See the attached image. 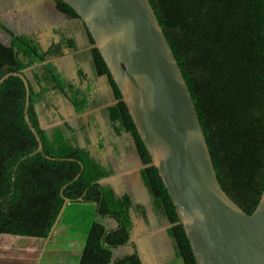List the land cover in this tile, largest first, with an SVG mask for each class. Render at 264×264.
Returning <instances> with one entry per match:
<instances>
[{"label": "trees", "instance_id": "1", "mask_svg": "<svg viewBox=\"0 0 264 264\" xmlns=\"http://www.w3.org/2000/svg\"><path fill=\"white\" fill-rule=\"evenodd\" d=\"M56 1L60 11L82 21L71 6ZM150 2L190 88L217 177L227 194L252 213L264 190V0ZM0 27L10 35L9 43L0 39V78L9 72L27 76L28 115L43 143L42 151L31 154L38 141L25 119L26 86L20 76L12 75L0 85V230L48 236L69 198L59 226L68 224V230L77 233L82 222L91 218L83 230L79 264H142L137 250L118 257L114 250L131 240L133 211L147 216V208L130 194L118 196L100 182L113 174V168L77 145L68 136L67 123L42 125V115L52 105L45 99L49 91L70 95L78 112L89 106L88 92L64 78L48 60L49 55H62L65 46L74 49V38L59 32L60 41L44 50L31 34H17L1 21ZM93 54L94 74H108L120 99L109 108L113 127L136 137L153 210L170 221L168 232L175 240L177 257L184 264H197L175 206L107 64L97 47ZM84 203L92 204L94 211L83 207ZM70 209L74 225L65 222ZM110 218L117 220V227H108Z\"/></svg>", "mask_w": 264, "mask_h": 264}, {"label": "water", "instance_id": "2", "mask_svg": "<svg viewBox=\"0 0 264 264\" xmlns=\"http://www.w3.org/2000/svg\"><path fill=\"white\" fill-rule=\"evenodd\" d=\"M62 1L85 23L106 62L196 263L264 264V190L248 213L223 189L190 88L150 0ZM12 75L26 86L25 119L38 141L33 154L43 143L28 115L29 80L9 72L0 85Z\"/></svg>", "mask_w": 264, "mask_h": 264}, {"label": "crops", "instance_id": "3", "mask_svg": "<svg viewBox=\"0 0 264 264\" xmlns=\"http://www.w3.org/2000/svg\"><path fill=\"white\" fill-rule=\"evenodd\" d=\"M0 15L5 21L11 20L20 32L35 31L44 50L60 41L59 30H66L70 36L78 39L79 49L71 51L65 48L62 56H49L48 60L70 82L83 86L90 84L89 108L85 112H78L63 94L56 90L49 91L45 99L52 101L53 106L45 109L42 125L49 128L67 123L70 128L68 136L77 145L89 149L103 164L113 168V174L100 182L112 187L118 196L130 194L136 203L147 208V216H139L133 211L132 240L115 249V257L131 253L136 248L142 264H184L177 257L175 240L168 232L170 221L162 219L152 208V196L145 187L141 173L145 164L134 148L132 135L126 131L118 133L109 120L108 108L114 105L115 99L108 75L102 74L87 82L80 73L81 70L83 73L92 70V45L86 40L81 22L60 11L55 0H4ZM69 25L78 28V33L71 27L67 28ZM82 206L88 207L87 203ZM92 209L94 211V207ZM58 223L59 220L48 236L26 235L24 242H19L18 238L24 235L0 232V264H68L57 258L54 263L49 261L50 256H55V251L65 246L61 238L64 235L63 225L61 227ZM107 224L109 228H115L118 222L110 218ZM80 227L84 228L85 224ZM79 234L73 233L70 239L73 245L77 241L83 250L84 243L76 239Z\"/></svg>", "mask_w": 264, "mask_h": 264}, {"label": "rangeland", "instance_id": "4", "mask_svg": "<svg viewBox=\"0 0 264 264\" xmlns=\"http://www.w3.org/2000/svg\"><path fill=\"white\" fill-rule=\"evenodd\" d=\"M8 1V0H6ZM4 4V0H0V6H2ZM3 20L4 22H7V25L13 29L14 31H16L15 29L17 28L16 25L13 24V22L11 20L9 21H5L4 19H1ZM9 34L6 32V30H3L1 27H0V39L4 42H8L9 40ZM150 201V200H149ZM149 201L147 203H149ZM89 209L92 210L93 208V205L92 204H87ZM75 206H71V208H74ZM70 210H73V209H70ZM73 211L70 212V215H69V220H66L65 222H71L72 225L76 224L73 220V214H72ZM91 220V218H87L85 219L82 224H86V223H89ZM159 220V219H158ZM160 221V220H159ZM68 224L67 225H64L63 226V229H62V232L64 235H62L63 237H61L64 241L62 242L63 244H65L64 247L60 248L59 250L55 251V256L52 255L49 257V261L54 263V261L57 259H60V260H63V262H68V264H77L78 261H79V255H80V251L82 250V246L76 241L75 244L73 245L70 238V237L73 233V231L71 230H68ZM87 226V225H86ZM82 230H80V232H77V233H80L76 239L82 243H84L85 239V235L83 234V230L85 228H80ZM0 232H2L0 230ZM9 236V235H8ZM19 242H24L25 240H27V236L24 235V236H19Z\"/></svg>", "mask_w": 264, "mask_h": 264}, {"label": "flooded vegetation", "instance_id": "5", "mask_svg": "<svg viewBox=\"0 0 264 264\" xmlns=\"http://www.w3.org/2000/svg\"><path fill=\"white\" fill-rule=\"evenodd\" d=\"M66 14V13H65ZM67 15V14H66ZM68 16V15H67ZM70 17V16H69ZM70 18H75V19H78L80 22H81V25H82V27H83V30H84V34H85V36H86V40L89 42V44L90 45H92V49H91V55H92V70H91V72H87V73H83V71L81 70V74H83V79H84V81H87V82H90L93 78H95V77H98V76H100V75H102V74H100V75H96V74H94L95 72H94V70H93V66H94V54H93V48L95 47V43L93 42V41H91V37L92 36H90L91 34H90V32L88 31V29H87V27H86V25H85V23L84 22H82L79 18H77V17H70ZM1 19H4L3 18V16L2 15H0V21L1 22H4L3 20H1ZM6 25H7V22H4ZM8 26V25H7ZM9 27V26H8ZM73 28L74 26H72V25H69L67 28ZM2 28V27H1ZM70 28V29H71ZM3 29V28H2ZM4 30V29H3ZM76 34L78 33V28H73L72 29ZM60 32L61 31H63V30H59ZM16 33L17 34H23V32H20L18 29H16ZM36 32L35 31H32V32H29V33H24V34H31L33 37H35V38H37L36 37V34H35ZM59 33V32H58ZM62 33V35H66L67 37H69V38H74V44L76 45V47L73 49V48H71V47H69V46H65L64 47V50H65V48H69V49H71V51L72 50H77V49H79V44H78V39H76V37L74 36V35H69L70 33L69 32H66V30L64 31V32H61ZM9 34V33H8ZM59 35H60V39H61V34L59 33ZM93 39V38H92ZM9 41H10V36H9V40H8V43H9ZM52 46V45H51ZM50 46V47H51ZM49 49V48H48ZM47 49V50H48ZM63 50V51H64ZM64 54V53H63ZM62 54V55H63ZM62 55H60V56H62ZM50 57H59V56H54V55H49ZM49 56H48V58H49ZM57 67V66H56ZM58 69V68H57ZM106 74V73H105ZM108 75V74H107ZM108 78H109V76H108ZM109 80H110V78H109ZM69 81V80H68ZM115 82V81H114ZM72 83V82H71ZM73 84H75V83H73ZM77 85V84H76ZM110 85L112 86V92H113V96H114V99H115V103H114V105L116 104V103H118L119 101H120V99L119 98H117V96H116V92H115V87L111 84V81H110ZM77 86H79L82 90H84V91H87L88 92V97H89V104H90V98H91V92H90V84H88V85H84L83 86V84H81V85H77ZM54 91V90H53ZM56 92H58V93H60V94H63L66 98H68L72 103H73V101H72V99L70 98V95H67L66 93H62V92H60V91H56ZM122 96V95H121ZM121 99H122V97H121ZM123 100V99H122ZM50 103L52 104L51 106H53V102L52 101H50ZM74 104V103H73ZM75 105V104H74ZM113 106V105H112ZM88 108H89V106H88ZM88 108L86 109V110H84V111H81V113L82 112H85V111H87L88 110ZM110 108V107H109ZM109 108H108V112H109V114H110V110H109ZM109 120L111 121V119H110V116H109ZM123 132V131H122ZM126 132H128V133H130L131 135H132V137H133V142H134V148L137 150V143H136V137L131 133V132H129V131H126ZM121 133V132H120ZM149 190V189H148ZM152 199V198H151ZM152 208H153V205H152ZM162 219H165V220H168L166 217H161ZM132 240V239H131ZM131 240L129 241V242H131ZM135 250H137L136 248H135ZM134 250V251H135ZM133 251V252H134ZM138 251V250H137ZM132 253V252H131ZM127 254V253H126Z\"/></svg>", "mask_w": 264, "mask_h": 264}]
</instances>
